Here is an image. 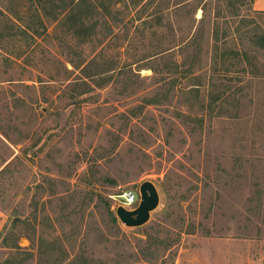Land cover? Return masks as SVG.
Here are the masks:
<instances>
[{"label": "rangeland", "instance_id": "1", "mask_svg": "<svg viewBox=\"0 0 264 264\" xmlns=\"http://www.w3.org/2000/svg\"><path fill=\"white\" fill-rule=\"evenodd\" d=\"M252 29V0H0V264H264Z\"/></svg>", "mask_w": 264, "mask_h": 264}, {"label": "water", "instance_id": "2", "mask_svg": "<svg viewBox=\"0 0 264 264\" xmlns=\"http://www.w3.org/2000/svg\"><path fill=\"white\" fill-rule=\"evenodd\" d=\"M140 202L138 206L128 211L123 207L116 209V217L125 226L137 227L143 225L149 219V213L158 204V194L151 182H143L139 187Z\"/></svg>", "mask_w": 264, "mask_h": 264}, {"label": "trees", "instance_id": "3", "mask_svg": "<svg viewBox=\"0 0 264 264\" xmlns=\"http://www.w3.org/2000/svg\"><path fill=\"white\" fill-rule=\"evenodd\" d=\"M140 1V0H139ZM142 1V0H141ZM132 2H135V1H132ZM101 6H102V8H104V11L105 12H107V7L106 6H104L102 3H101ZM192 9L193 10H196L197 9V5H194L193 7H192ZM255 23L253 20L252 21H250L249 23H248V25L250 24V23ZM255 29H258V27H257V25H255ZM255 29H252V31L254 30V32H253V38H254V40H257V41H260V46L262 47V48H264V31H262V30H259L258 32L255 30ZM216 35V37H217V34H215ZM259 46V47H260ZM260 47V48H261ZM173 66H175V67H177V66H179V64H177V62L176 61H173ZM73 67L75 68V67H78V65H73ZM149 69H151L153 72H160L159 70H156V69H154V67H152V66H150V67H148ZM101 74V73H100ZM102 74H104V73H102ZM100 75L99 76V73H96V74H94V76H95V78H96V80L94 79L93 81H92V84H93V86L94 87H102L103 85H105V84H107L109 81H110V78H108V77H106L105 75ZM86 77H89V75H86ZM226 87V86H225ZM226 91H227V89L225 90V88L222 90V93H225L226 94ZM211 102L209 103L210 104V108H211V105L213 106L214 105V102H215V100L212 98L211 100H210ZM220 102H223V99H221V98H219L218 97V107H219V103ZM102 198V197H101ZM105 200V199H104ZM105 208H106V211H107V216L109 217V220H110V223L113 225V226H115V228L118 230V231H121V229H120V227H119V225H118V222H117V219H116V217H115V215H114V213H113V210H111V206H110V204L108 203V202H106L105 203ZM146 237H148V239L145 241V243H144V245L145 246H147V248H151L152 246H154L155 244H154V242H153V240L151 241V237H150V234H148V233H146ZM16 247L15 248H19V247H17V245H15ZM8 261L9 260H6V261H4V263L3 264H8ZM70 263L71 264H86L84 261H82L81 259H77L75 256L74 257H72V259L70 260Z\"/></svg>", "mask_w": 264, "mask_h": 264}, {"label": "built area", "instance_id": "4", "mask_svg": "<svg viewBox=\"0 0 264 264\" xmlns=\"http://www.w3.org/2000/svg\"><path fill=\"white\" fill-rule=\"evenodd\" d=\"M121 203L125 205H133L136 202V198L133 192L131 191H123L119 196Z\"/></svg>", "mask_w": 264, "mask_h": 264}, {"label": "crops", "instance_id": "5", "mask_svg": "<svg viewBox=\"0 0 264 264\" xmlns=\"http://www.w3.org/2000/svg\"><path fill=\"white\" fill-rule=\"evenodd\" d=\"M252 10L255 15L264 17V0H252Z\"/></svg>", "mask_w": 264, "mask_h": 264}]
</instances>
